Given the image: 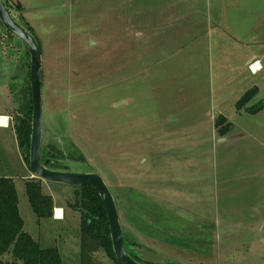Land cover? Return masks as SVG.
Segmentation results:
<instances>
[{
  "label": "rangeland",
  "instance_id": "374dc122",
  "mask_svg": "<svg viewBox=\"0 0 264 264\" xmlns=\"http://www.w3.org/2000/svg\"><path fill=\"white\" fill-rule=\"evenodd\" d=\"M11 1L41 43L43 142L104 178L140 244L132 247L163 264L264 263V70L252 75L244 63L253 51L264 63V0ZM30 61L0 22V108L10 107L13 124ZM246 90L255 91L240 107ZM16 140L0 129L12 164ZM71 186L43 185L67 209L56 222L37 216L17 178L24 229L58 247L64 264H81ZM97 257L116 264L103 250Z\"/></svg>",
  "mask_w": 264,
  "mask_h": 264
},
{
  "label": "trees",
  "instance_id": "16d2710c",
  "mask_svg": "<svg viewBox=\"0 0 264 264\" xmlns=\"http://www.w3.org/2000/svg\"><path fill=\"white\" fill-rule=\"evenodd\" d=\"M5 1L11 10L10 0ZM16 6L20 12L25 9L21 3H17ZM25 26L35 35L30 25ZM7 33L14 36L9 31ZM254 91L248 90L238 105L241 107L246 104ZM26 94L27 99H25L22 113L15 116L14 126L20 151L29 166L33 113L32 94L29 86ZM225 119V116H220L217 124L222 123L223 125ZM222 129L225 128H220V130ZM64 158V151L61 147L43 142L41 159L44 165L52 169L68 170L69 166ZM69 158L75 161L83 160L81 156L71 154H69ZM25 188L31 207L37 216L39 218L52 217L54 214V199L51 194L43 192L42 179L38 177L27 178ZM74 188L76 201L73 206L81 212V264H104L97 257L99 250H103L116 264H123L114 252L110 224L99 191L92 185H79L74 186ZM24 226L25 221L20 213L15 179L0 176V264H63L58 247L41 246L40 242L24 229ZM124 238L130 255L143 262L135 248L132 247V245L140 246V244L132 241L125 232ZM7 253L12 255L11 260L4 259L3 256Z\"/></svg>",
  "mask_w": 264,
  "mask_h": 264
},
{
  "label": "water",
  "instance_id": "95a60500",
  "mask_svg": "<svg viewBox=\"0 0 264 264\" xmlns=\"http://www.w3.org/2000/svg\"><path fill=\"white\" fill-rule=\"evenodd\" d=\"M0 21L7 31L26 44L30 52V86L33 113L29 168L32 170L33 175L48 182L65 183L72 186L92 185L96 187L106 208L115 255L123 264H163L166 262V258L162 254L154 252L147 247H135L143 262L136 260L130 255L125 243L124 230L116 200L108 184L99 173L79 171L77 167L80 163L70 159L66 153L64 161L69 166L68 170L52 169L43 164L41 159L44 136L42 48L38 39L29 28L15 18L5 0H0Z\"/></svg>",
  "mask_w": 264,
  "mask_h": 264
},
{
  "label": "crops",
  "instance_id": "0c3cea01",
  "mask_svg": "<svg viewBox=\"0 0 264 264\" xmlns=\"http://www.w3.org/2000/svg\"><path fill=\"white\" fill-rule=\"evenodd\" d=\"M254 1H257V0H253V2ZM19 3H21V2H19ZM179 10H183V7H180ZM200 20L201 19H195L196 22H199ZM253 42H255V41H251L250 43H253ZM254 61H259V67L257 66V70L256 71L255 70L252 71L251 68H250V64L252 62H254ZM244 63H245V65H247L248 70L250 71V73L252 75H257L260 71H263L264 70V63H263V61L259 57H257L255 51H253V53H252L251 56L249 54H246L245 55ZM240 68H241V66L239 68H237V70L240 69ZM10 111H11L10 110V107H7L6 110L0 108V121H2V122H0V129L1 128H4V129L11 128L12 131L16 132L15 126H14L13 122L11 121L12 118H11V114L9 113ZM4 117H6L7 120H4L3 119ZM16 141H17V146H18L17 150L19 151V153H21L20 148H19V145H18V140H16ZM4 142H5L4 144H6V141H4ZM2 145H3V143L0 141V147ZM0 171H1L0 176L13 177L15 179L16 186H17V178L23 179L24 180V183H25V180L27 178L35 177L33 175L32 170L26 164L22 153H21V157L19 156V162L14 163V164L10 163L7 160V158H5L2 154H0ZM45 183H50V182H47L45 180H42V189H43V185ZM71 187H74V186H71ZM71 189H74L72 191L75 193V188H71ZM48 194H51L53 196V199H54V214H53L52 217H49V218H52L56 222H59V221L64 220L66 218V216H67V209L65 208L64 204H62L60 202H57V200H56V198H55V196H54L53 193H48ZM62 260H63V257H62Z\"/></svg>",
  "mask_w": 264,
  "mask_h": 264
},
{
  "label": "built area",
  "instance_id": "2783aa9c",
  "mask_svg": "<svg viewBox=\"0 0 264 264\" xmlns=\"http://www.w3.org/2000/svg\"><path fill=\"white\" fill-rule=\"evenodd\" d=\"M256 64H257L256 61H254V62H252V63L250 64V68H251L252 71H254V70L256 71V70H257V66H256Z\"/></svg>",
  "mask_w": 264,
  "mask_h": 264
},
{
  "label": "clouds",
  "instance_id": "9594fccd",
  "mask_svg": "<svg viewBox=\"0 0 264 264\" xmlns=\"http://www.w3.org/2000/svg\"><path fill=\"white\" fill-rule=\"evenodd\" d=\"M257 66L259 67V61H257Z\"/></svg>",
  "mask_w": 264,
  "mask_h": 264
},
{
  "label": "bare ground",
  "instance_id": "6f19581e",
  "mask_svg": "<svg viewBox=\"0 0 264 264\" xmlns=\"http://www.w3.org/2000/svg\"><path fill=\"white\" fill-rule=\"evenodd\" d=\"M256 66H257V65H256ZM3 119H4V120H7V118H6V117H4Z\"/></svg>",
  "mask_w": 264,
  "mask_h": 264
},
{
  "label": "snow or ice",
  "instance_id": "6c2138e0",
  "mask_svg": "<svg viewBox=\"0 0 264 264\" xmlns=\"http://www.w3.org/2000/svg\"><path fill=\"white\" fill-rule=\"evenodd\" d=\"M0 122H2V121H0Z\"/></svg>",
  "mask_w": 264,
  "mask_h": 264
}]
</instances>
